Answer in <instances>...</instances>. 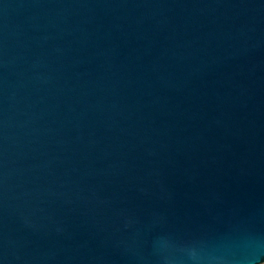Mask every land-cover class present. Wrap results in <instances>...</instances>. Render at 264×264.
I'll return each instance as SVG.
<instances>
[{
	"label": "water",
	"instance_id": "obj_1",
	"mask_svg": "<svg viewBox=\"0 0 264 264\" xmlns=\"http://www.w3.org/2000/svg\"><path fill=\"white\" fill-rule=\"evenodd\" d=\"M264 262V0H0V264Z\"/></svg>",
	"mask_w": 264,
	"mask_h": 264
},
{
	"label": "rangeland",
	"instance_id": "obj_2",
	"mask_svg": "<svg viewBox=\"0 0 264 264\" xmlns=\"http://www.w3.org/2000/svg\"><path fill=\"white\" fill-rule=\"evenodd\" d=\"M261 264H264V262H263V263H261Z\"/></svg>",
	"mask_w": 264,
	"mask_h": 264
}]
</instances>
